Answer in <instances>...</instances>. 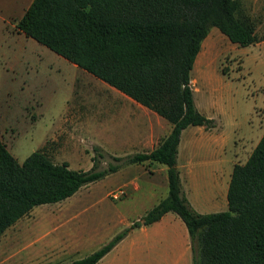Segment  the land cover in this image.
Listing matches in <instances>:
<instances>
[{
	"label": "trees",
	"instance_id": "obj_1",
	"mask_svg": "<svg viewBox=\"0 0 264 264\" xmlns=\"http://www.w3.org/2000/svg\"><path fill=\"white\" fill-rule=\"evenodd\" d=\"M211 27L239 46L264 39L239 0H31L15 23L19 32L155 112L170 130L152 149L110 156L116 164L99 170L95 161L87 170L53 163L42 148L19 163L0 140V235L33 207L65 199L120 165L156 162L166 166L163 198L92 252L53 264H95L131 229L168 211L185 225L191 264H264V130L232 165L225 210L195 212L175 166L181 130L214 125L196 109L190 84Z\"/></svg>",
	"mask_w": 264,
	"mask_h": 264
},
{
	"label": "rangeland",
	"instance_id": "obj_2",
	"mask_svg": "<svg viewBox=\"0 0 264 264\" xmlns=\"http://www.w3.org/2000/svg\"><path fill=\"white\" fill-rule=\"evenodd\" d=\"M29 1L0 0V140L6 149L20 163L42 148L53 163L66 162L70 169L81 170L89 169L94 161L97 170L116 164L111 154L125 157L138 152L122 144L130 133V126L122 120L126 115L120 103L126 99L123 94L32 38L15 33L12 23ZM239 1L243 12L254 20L256 34L264 35V0ZM205 37L196 60L208 57L201 68L193 65L190 79L194 81L190 84L197 107L212 115L226 144L223 152L211 142L204 145L209 151L187 148L185 154H193L195 164L209 162L204 172L194 164L192 177H198V186L216 192L218 178L223 179V170L231 167L230 158H234L233 163H242L264 130V39L239 46L215 27L209 28ZM154 163L148 168L145 162L135 171L137 191L116 186L115 175L79 188L67 199L74 202L71 212H77L70 224L100 230L105 219L100 207L107 205L121 208L125 219L142 216L162 190V174L145 170L156 169L158 163ZM110 188H120L125 194L113 200L105 196ZM55 206L37 205L4 230L0 264H25L26 246L31 248L33 238L42 230L40 225L35 233L28 229L30 220L39 221L41 211ZM45 240L40 238L35 246ZM91 250H80L64 261L83 257Z\"/></svg>",
	"mask_w": 264,
	"mask_h": 264
},
{
	"label": "crops",
	"instance_id": "obj_3",
	"mask_svg": "<svg viewBox=\"0 0 264 264\" xmlns=\"http://www.w3.org/2000/svg\"><path fill=\"white\" fill-rule=\"evenodd\" d=\"M21 14L22 13L18 14L17 18L12 23L13 30L18 35L21 32L15 28V23ZM12 19H14V17H11L10 20ZM202 42L200 48L202 47ZM207 57L208 56L198 61L195 57L193 65L198 69L201 68ZM193 81L194 79L191 78L190 83ZM125 97L126 99L120 102L126 108V115L122 116V120L124 119V122L130 126V133L127 135V140L122 141V144L131 148H137L139 150L138 152L148 151L155 146L160 138L169 132L170 124L155 112L133 101L129 97ZM193 102L196 109L201 114L214 121V125L210 128H206L203 125H189L180 132L175 166L178 170L181 192L186 198L189 206L197 213L222 211L226 209V198L222 201L221 197L226 193L234 158H230V169L223 170L222 173L225 174V176L221 174V176H224L223 179L222 177L218 178V185L215 186L217 195H215L216 192L210 189L198 186L196 183L198 177H196V179L192 177L193 166L195 164L192 160L195 156L193 154L187 156V154H185L186 149H196L197 151L204 149L205 151H209V148H206L204 145L205 143L210 144L213 142L214 146L218 147L220 152H223L226 138L225 135L218 130V124L215 122L212 115L199 109L194 98ZM144 163L145 162L141 164L133 163L124 166L120 165L115 171L108 173L100 179H105L109 177V175H115L117 176L116 186H130L132 191H137L139 190V185L135 182L134 174L140 166L145 165ZM146 165L150 168L155 165V163L146 162ZM161 165L163 164L158 163L156 169H145L149 173L158 170V172L162 174L160 186L162 190L159 191L161 192L159 194V199H157L154 205L163 198L167 192L166 166ZM195 165L199 166V170L203 172L204 170L208 171L207 167L209 166V162L207 160H201ZM88 184L83 186H87ZM151 189H153V187ZM78 190L79 189L65 199L54 202L56 203L54 207L56 209L49 208L41 211L42 214L40 215L39 221L34 219L30 220L28 229L33 232L37 226L40 225L42 230L33 238L31 242L32 247L30 248L29 245L26 246V253L23 257V262L25 264H53L64 261L65 258L80 250L91 248L92 250L90 252H92L123 229V227L128 226L132 220L140 216L132 220L125 219L121 208L107 205L106 207H100L102 211L101 214L103 218H105L102 220L100 230L92 231L89 229L88 231L86 229L87 225L83 224L84 227L81 226L80 228L77 223L70 224L69 221L76 218L77 212H71V207L74 202L68 200L72 195H75ZM110 190H112V188L105 192V196L108 198H110L108 195ZM31 211L32 210H30L29 213H31ZM33 233H35V231ZM47 235L49 236L48 239ZM44 237H46V240L39 246H35V243L40 241V238L43 239ZM95 264H191V250L185 225L175 213L171 211L165 212L156 221L131 229Z\"/></svg>",
	"mask_w": 264,
	"mask_h": 264
},
{
	"label": "built area",
	"instance_id": "obj_4",
	"mask_svg": "<svg viewBox=\"0 0 264 264\" xmlns=\"http://www.w3.org/2000/svg\"><path fill=\"white\" fill-rule=\"evenodd\" d=\"M108 195H109V197L111 199L116 200V199H118V198H120L121 196L124 195V191L119 188V189H116V190H111Z\"/></svg>",
	"mask_w": 264,
	"mask_h": 264
}]
</instances>
